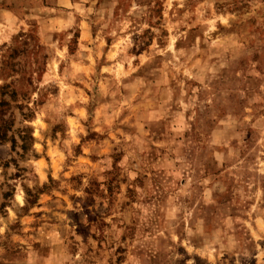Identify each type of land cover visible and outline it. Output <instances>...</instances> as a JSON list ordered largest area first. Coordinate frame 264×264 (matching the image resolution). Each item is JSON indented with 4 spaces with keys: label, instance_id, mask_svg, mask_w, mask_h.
Masks as SVG:
<instances>
[{
    "label": "rangeland",
    "instance_id": "rangeland-1",
    "mask_svg": "<svg viewBox=\"0 0 264 264\" xmlns=\"http://www.w3.org/2000/svg\"><path fill=\"white\" fill-rule=\"evenodd\" d=\"M0 264H264V0H0Z\"/></svg>",
    "mask_w": 264,
    "mask_h": 264
}]
</instances>
